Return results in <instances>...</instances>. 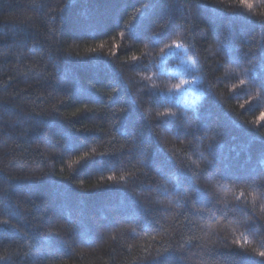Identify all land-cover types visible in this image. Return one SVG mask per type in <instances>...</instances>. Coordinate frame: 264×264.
Wrapping results in <instances>:
<instances>
[{
    "label": "trees",
    "instance_id": "16d2710c",
    "mask_svg": "<svg viewBox=\"0 0 264 264\" xmlns=\"http://www.w3.org/2000/svg\"><path fill=\"white\" fill-rule=\"evenodd\" d=\"M248 3L0 0V264H264Z\"/></svg>",
    "mask_w": 264,
    "mask_h": 264
},
{
    "label": "rangeland",
    "instance_id": "374dc122",
    "mask_svg": "<svg viewBox=\"0 0 264 264\" xmlns=\"http://www.w3.org/2000/svg\"><path fill=\"white\" fill-rule=\"evenodd\" d=\"M174 48H175V46L173 47V49ZM187 71H188L187 69L183 68L181 70L180 74H182L183 76H186L188 78V76L186 75ZM192 84H193V82L188 78V80L186 82V86H187L188 90L190 91V95L189 96H192L191 99H193L195 97L194 95L197 94V92L194 89H191L192 88Z\"/></svg>",
    "mask_w": 264,
    "mask_h": 264
},
{
    "label": "snow or ice",
    "instance_id": "6c2138e0",
    "mask_svg": "<svg viewBox=\"0 0 264 264\" xmlns=\"http://www.w3.org/2000/svg\"><path fill=\"white\" fill-rule=\"evenodd\" d=\"M241 3H242V4H245V5L249 6V7L251 6V5L248 3V0H241ZM260 119L264 120V113H261V114H260ZM82 158H83V157H81V159H82ZM260 255H261V256H264V253H261Z\"/></svg>",
    "mask_w": 264,
    "mask_h": 264
}]
</instances>
